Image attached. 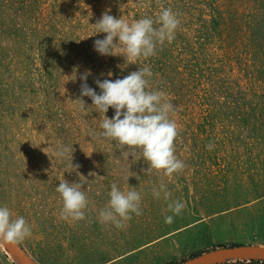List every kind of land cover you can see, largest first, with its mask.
Here are the masks:
<instances>
[{
  "label": "rangeland",
  "instance_id": "1",
  "mask_svg": "<svg viewBox=\"0 0 264 264\" xmlns=\"http://www.w3.org/2000/svg\"><path fill=\"white\" fill-rule=\"evenodd\" d=\"M162 7L180 25L153 57L127 64L94 50L106 34L93 25L105 12L131 23L155 20ZM140 66L153 72L149 90L177 106L182 174H146L139 151L127 160L114 141L93 138L102 114L89 97L86 111L76 101L82 75L99 94L97 79ZM58 144L68 158L54 157ZM64 179L82 183L84 220L61 218ZM161 181L186 204L171 224L168 201L152 195ZM112 183L142 196V215L123 229L99 222ZM0 206L31 226L19 244L38 264H170L222 245L264 244V0H0ZM0 264H18L1 242Z\"/></svg>",
  "mask_w": 264,
  "mask_h": 264
},
{
  "label": "clouds",
  "instance_id": "2",
  "mask_svg": "<svg viewBox=\"0 0 264 264\" xmlns=\"http://www.w3.org/2000/svg\"><path fill=\"white\" fill-rule=\"evenodd\" d=\"M179 25L178 14L170 7H162L155 20L142 17L131 23L122 16L116 18L105 12L93 25L96 34H106L103 39L94 41V50L102 56L121 55L127 64H137L141 58L147 60L156 55L158 45L174 40ZM87 77V73L80 77L83 81L81 99L76 101L86 111L82 97H89L91 107L100 116L102 114L99 125L102 131H93V138L114 141L122 157L127 160L130 155L136 160L139 151L141 158L149 165L146 174H151L153 170L167 177L182 174L186 164L176 155L175 141L179 128L173 118L178 109L163 91L149 90L153 77L150 67L140 66L139 70L132 71L122 79H97L95 83L101 90L99 94L89 87ZM109 108L114 109L113 118L106 115ZM126 146L127 151L124 150ZM206 147L211 150L214 144L210 142ZM69 153L68 146L58 144L54 157L63 160L68 158ZM80 180L85 182V177L81 175ZM82 188V183L70 184L65 179L59 182L56 192L63 202L61 218L72 221L85 219L88 199ZM108 195L107 206L99 211L101 224L123 229L133 214L142 215V196L134 188L122 191L116 183H112ZM152 195L168 201L167 209L171 215L165 217L166 224L173 223L174 217L181 215L186 207L180 199L171 200V192L163 181L159 188L153 187ZM31 235V226L23 216L13 219L10 209L0 206V241L10 246L17 245Z\"/></svg>",
  "mask_w": 264,
  "mask_h": 264
},
{
  "label": "water",
  "instance_id": "3",
  "mask_svg": "<svg viewBox=\"0 0 264 264\" xmlns=\"http://www.w3.org/2000/svg\"><path fill=\"white\" fill-rule=\"evenodd\" d=\"M0 242L18 264H38L20 244L10 246ZM245 259H264V244L248 243L215 247L175 264H220L226 261Z\"/></svg>",
  "mask_w": 264,
  "mask_h": 264
},
{
  "label": "trees",
  "instance_id": "4",
  "mask_svg": "<svg viewBox=\"0 0 264 264\" xmlns=\"http://www.w3.org/2000/svg\"><path fill=\"white\" fill-rule=\"evenodd\" d=\"M235 245V244H234ZM222 246H227V245H222ZM221 247V246H220ZM214 248V247H213ZM209 250V249H208ZM207 251V249L202 250L201 252ZM199 252V253H201ZM199 253L192 254L190 257L195 256ZM177 262H173L170 264H175ZM220 264H264V259H251V260H231V261H226Z\"/></svg>",
  "mask_w": 264,
  "mask_h": 264
},
{
  "label": "bare ground",
  "instance_id": "5",
  "mask_svg": "<svg viewBox=\"0 0 264 264\" xmlns=\"http://www.w3.org/2000/svg\"><path fill=\"white\" fill-rule=\"evenodd\" d=\"M4 249H5L6 253L9 254V255L12 257V259H13L14 261H16V260L14 259V257L8 252V250H7L6 248H4Z\"/></svg>",
  "mask_w": 264,
  "mask_h": 264
}]
</instances>
